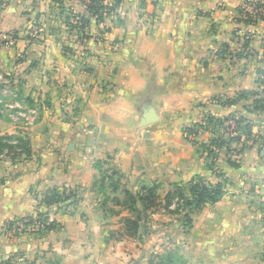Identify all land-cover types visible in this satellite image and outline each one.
I'll return each instance as SVG.
<instances>
[{
	"label": "crops",
	"instance_id": "obj_1",
	"mask_svg": "<svg viewBox=\"0 0 264 264\" xmlns=\"http://www.w3.org/2000/svg\"><path fill=\"white\" fill-rule=\"evenodd\" d=\"M1 1L0 143L11 147L0 145V259L155 264L172 253L176 264H264V19L246 22L242 11L259 0H104L101 20L87 0ZM37 24L44 35L32 41ZM56 28L70 29L71 52ZM147 102L159 119L140 127ZM28 106L39 118L22 123ZM229 116L242 118L239 141L205 124ZM193 123L205 124L195 144L181 131ZM219 137L227 144L211 145ZM96 160L111 161L130 191L157 182L161 195L199 177L223 194L194 210L190 226L136 239L102 201ZM62 188L77 192L76 204L41 203ZM38 210L59 227L9 235V220Z\"/></svg>",
	"mask_w": 264,
	"mask_h": 264
},
{
	"label": "trees",
	"instance_id": "obj_2",
	"mask_svg": "<svg viewBox=\"0 0 264 264\" xmlns=\"http://www.w3.org/2000/svg\"><path fill=\"white\" fill-rule=\"evenodd\" d=\"M117 2V0H114ZM261 0L258 1V4L262 5ZM2 1L0 0V4ZM87 9L90 13L96 16L97 20H101L104 15H106L109 11V8L107 5L104 3V0H87ZM245 16V21L246 22H252L255 19H258L261 16H250L248 14H244ZM78 22L80 23V28H82L85 25V18L80 17L78 18ZM264 74V69H261L259 71V77ZM264 83L259 78V85ZM240 97V95L238 96ZM264 100V95L262 97ZM261 99V100H262ZM262 100V101H263ZM232 119L233 122L236 124V129L239 130V124L242 121V118H235L232 116L225 117V118H214V117H207L205 119V124L207 126L211 127V130L213 128L223 129L225 131L226 127L224 126L225 121ZM205 124H200V123H193L190 126H184L182 128V134L184 139L188 140L192 144H195V140L193 139L194 136L198 134V129L200 127L204 128ZM248 128V127H247ZM226 132V131H225ZM5 140L8 139H17L15 136H6L3 137ZM246 138H251V132L246 133ZM229 139L232 141H239L240 140V135L236 134L234 136L229 135ZM20 140V139H19ZM227 142L225 140H222L219 138H215L214 140L211 141V145L213 146H221V145H226ZM2 146H9L11 147L10 144L4 143L1 144ZM23 147L24 149L27 150V145L28 142L23 141ZM244 148V146H243ZM25 150V151H26ZM28 152V151H26ZM208 157L213 159L215 156L213 154V151L210 150L207 152ZM99 167V166H97ZM116 172H113L115 174ZM108 177L103 176L99 182V191L101 193H104L103 189V184L104 180L107 179ZM112 179V176L110 177V180ZM116 184H111L110 189L112 192H116L118 188V182H115ZM159 183L157 182H152L147 185H142L140 186L138 191L132 192L127 188H123L122 192L124 195V200L122 202H119V199H116L117 203H120L125 209L129 210L131 212V217L127 216L123 218V225H124V234H126L129 237H137L139 233V229L141 227V223L143 221V218L146 217V214L148 211L154 209L155 207L158 206L159 204ZM187 191V192H186ZM223 194V189H222V184L221 183H216L214 185L207 184L205 183L201 178H193L187 183V189L184 188L183 186H176L175 190L171 193L168 192L166 196H164L165 201L167 202V206H164L165 208L169 207L171 205L170 198L171 196L175 195L178 199L182 201L181 209L182 212V218L185 221L184 223L189 225L191 224V218L190 214L199 208H201L203 205L206 203H215L217 202ZM79 197L77 195V192L72 189H66L62 188L61 190L58 189H52L49 190L42 198L41 203L45 205L46 207L50 206H57L58 208L63 207L64 205H73L76 204L78 201ZM36 216L38 222H43L45 223L47 221V211H36ZM19 218V217H18ZM28 219L29 221L33 220V214H26L23 217H21L20 220H26ZM14 223V219H11L7 222L6 228L9 229ZM45 230L41 231L40 234H44L46 232H49L51 230H55L56 228L59 227V224L57 222H50L49 224L44 225ZM157 258V262L155 264H176L179 260L174 254L172 253H167L164 255H159L157 254L155 256ZM23 262H29L26 260H17L15 256H9L5 259H0V264H22ZM32 263V262H31Z\"/></svg>",
	"mask_w": 264,
	"mask_h": 264
},
{
	"label": "rangeland",
	"instance_id": "obj_3",
	"mask_svg": "<svg viewBox=\"0 0 264 264\" xmlns=\"http://www.w3.org/2000/svg\"><path fill=\"white\" fill-rule=\"evenodd\" d=\"M141 4H143V2H141ZM36 26V27H35ZM31 28H29L27 30L26 36L28 37V39L32 40V41H41L43 38V29L39 24L35 25ZM57 30H59L57 32L58 38L60 39L59 42H61L62 45V50L64 52H71V49L69 48V45L67 44L70 41V36L72 35L71 33H69V30L63 31L60 28H56ZM55 31V30H53ZM30 33H32V35H30ZM84 37V36H83ZM17 58L21 59V55L17 56ZM1 72V70H0ZM1 88H3L2 85H0ZM8 87V83L5 84V88ZM12 98V96H11ZM10 97L8 99H6L8 102L10 101L9 99H11ZM14 98V99H13ZM11 103L14 102H20L19 99L13 97ZM25 109L23 110V113H25V116L21 117V121L22 123H27V122H31V121H36L37 118H39V112L37 107L35 106H28V107H24ZM32 110V112H31ZM26 137H28L26 135ZM94 166H99V168H101V170L98 172L97 175V179H96V183L98 184L97 187H99V182L101 180V178L103 176L108 177L107 179L104 180V184L103 189L105 190L104 193H102V201L108 203L107 206H111L109 207V213L119 215L123 214V217L120 220L115 219V222H113L114 225H117V221L122 222L124 217L127 216H132L131 212H129V210L125 209V207H123L120 203L118 204L116 202V199H118V197L122 200H124L123 194H122V189L123 188H128L130 187V183L129 181H127V178L125 180L121 177V175L119 174H113V172H115V168L113 166V163L111 161H105V160H96L94 163ZM117 172V171H116ZM112 176V179L110 180V177ZM115 182H118V188L120 189V191L117 192H112L111 191V184H116ZM122 185V186H120ZM134 186H136V189H133L135 191L139 190V184L138 186L135 184ZM133 188V187H132ZM132 190V191H133ZM175 190V188L173 189V191ZM172 190H169V192H173ZM168 193V191L165 192L162 191L161 195H159V204L157 207H155L154 209L150 210L147 212L146 217L143 218V221L141 223V227H140V239H142V236H144L145 234H151V233H160V232H165V230L171 228L170 224H175V225H179L182 222H185L182 218V212L181 209H179L181 207L182 201L180 199H178L175 195L171 196L170 201L171 205L167 208H165L164 206H167V202L164 199V196H166ZM115 206V207H113ZM117 206V207H116ZM154 214V215H153ZM184 225V224H183ZM121 230H124V225L122 224L120 226ZM124 233V232H123ZM136 239L138 237H135Z\"/></svg>",
	"mask_w": 264,
	"mask_h": 264
},
{
	"label": "built area",
	"instance_id": "obj_4",
	"mask_svg": "<svg viewBox=\"0 0 264 264\" xmlns=\"http://www.w3.org/2000/svg\"><path fill=\"white\" fill-rule=\"evenodd\" d=\"M260 2L262 5L258 4V2L245 3L242 7L243 13L248 14L250 16H254V17L255 16H261L264 19V0H261ZM30 35H32V33H30ZM259 58L263 64V69H264V49L261 52ZM259 78L262 81H264V74L261 75ZM261 86L264 87V83H262ZM16 106L18 107V105H16ZM18 112H17L18 115H22L20 113V111H18ZM224 126L226 127V129H225L226 133H228L230 136H234V135L238 134L237 133L238 130L236 129V124L233 122L232 119L225 121ZM21 217H23V216H20L19 218L18 217L14 218L13 225L9 229L6 228L9 235L16 237V236H21V235L27 234V233L40 234L41 231L45 230V227H44L45 223L49 224L52 221L56 222V220L52 217L51 214L47 215V221L45 223H43V222L39 223L38 222L36 213H33V220L32 221H29L28 219L22 221V220H20ZM263 222H264V214H263ZM22 264H34V263L23 262Z\"/></svg>",
	"mask_w": 264,
	"mask_h": 264
},
{
	"label": "water",
	"instance_id": "obj_5",
	"mask_svg": "<svg viewBox=\"0 0 264 264\" xmlns=\"http://www.w3.org/2000/svg\"><path fill=\"white\" fill-rule=\"evenodd\" d=\"M159 119V116L155 109L149 105L147 102L145 106L142 108V115L139 120V126L144 127L149 124L156 122Z\"/></svg>",
	"mask_w": 264,
	"mask_h": 264
}]
</instances>
